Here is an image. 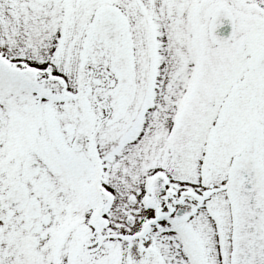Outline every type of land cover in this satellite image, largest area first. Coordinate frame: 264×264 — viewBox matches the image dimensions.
I'll use <instances>...</instances> for the list:
<instances>
[{
  "label": "snow or ice",
  "instance_id": "snow-or-ice-1",
  "mask_svg": "<svg viewBox=\"0 0 264 264\" xmlns=\"http://www.w3.org/2000/svg\"><path fill=\"white\" fill-rule=\"evenodd\" d=\"M0 264H264V0H0Z\"/></svg>",
  "mask_w": 264,
  "mask_h": 264
}]
</instances>
